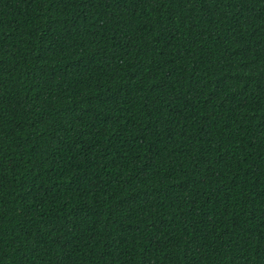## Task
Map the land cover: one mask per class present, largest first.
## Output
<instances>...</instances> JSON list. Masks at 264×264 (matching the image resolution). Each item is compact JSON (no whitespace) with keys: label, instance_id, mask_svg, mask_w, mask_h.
<instances>
[{"label":"trees","instance_id":"trees-1","mask_svg":"<svg viewBox=\"0 0 264 264\" xmlns=\"http://www.w3.org/2000/svg\"><path fill=\"white\" fill-rule=\"evenodd\" d=\"M0 264H264V0H0Z\"/></svg>","mask_w":264,"mask_h":264}]
</instances>
